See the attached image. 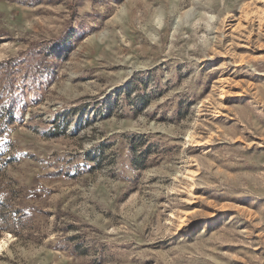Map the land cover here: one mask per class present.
<instances>
[{"label": "rangeland", "instance_id": "rangeland-1", "mask_svg": "<svg viewBox=\"0 0 264 264\" xmlns=\"http://www.w3.org/2000/svg\"><path fill=\"white\" fill-rule=\"evenodd\" d=\"M0 264H264V0H0Z\"/></svg>", "mask_w": 264, "mask_h": 264}]
</instances>
